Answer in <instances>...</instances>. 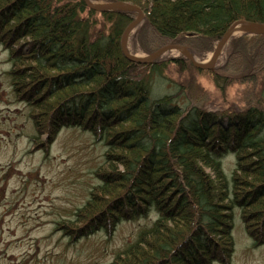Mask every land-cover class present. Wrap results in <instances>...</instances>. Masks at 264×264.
<instances>
[{
	"label": "trees",
	"instance_id": "1",
	"mask_svg": "<svg viewBox=\"0 0 264 264\" xmlns=\"http://www.w3.org/2000/svg\"><path fill=\"white\" fill-rule=\"evenodd\" d=\"M106 1L145 11L138 41L146 53L178 43L205 54L233 22L264 23V0ZM135 16L98 13L83 0H0L5 74L35 130L31 141L49 152L61 130L74 127L104 145L97 184L59 226L78 239L154 212L112 264H231L235 213L254 244H264V76L256 73L264 71V35L234 39L216 72L183 56L136 64L120 45ZM170 64L187 71V79L210 74L220 91L236 77L248 79L259 87L252 90L256 103L240 111L208 109L198 104L206 93L195 78L178 84L166 77ZM246 71L253 72L238 76ZM157 79L177 91L154 97Z\"/></svg>",
	"mask_w": 264,
	"mask_h": 264
},
{
	"label": "rangeland",
	"instance_id": "2",
	"mask_svg": "<svg viewBox=\"0 0 264 264\" xmlns=\"http://www.w3.org/2000/svg\"><path fill=\"white\" fill-rule=\"evenodd\" d=\"M132 44L143 56L137 34ZM230 51L231 45L222 52L218 69L227 64ZM211 54H199V58L206 61ZM179 55L180 52L172 51L164 59ZM7 57L8 52L0 44V264H112L116 254L152 222L155 213L121 221L111 233L101 228L78 239L64 235L66 229L59 223L73 219L74 212L89 198L91 186L97 184L94 171L103 161L104 145L80 128L66 127L52 140L49 152L36 147L31 141L35 130L26 107L10 93L5 74L9 67ZM258 70L256 73L263 77L264 71ZM250 72L253 71L237 75L248 76ZM188 74L170 64L166 77L179 84ZM161 80L154 81V97L177 91ZM191 80L200 85V93H206L205 102L198 104L208 109L240 111L256 103L252 90L259 87L248 79L236 77L221 91L208 73L194 72L186 83ZM233 161L228 154L227 172L232 171ZM76 230L78 227L72 233ZM233 236L235 252L231 264H264V244H254L239 213H235Z\"/></svg>",
	"mask_w": 264,
	"mask_h": 264
},
{
	"label": "water",
	"instance_id": "3",
	"mask_svg": "<svg viewBox=\"0 0 264 264\" xmlns=\"http://www.w3.org/2000/svg\"><path fill=\"white\" fill-rule=\"evenodd\" d=\"M84 3L92 10L100 11V12H135L137 13V17L134 21H132L127 28L125 29L122 38H121V49L124 56L133 61L135 63H156L161 60L167 53L171 51H178L182 55H184L195 67L199 69H208L214 70L216 68V62L219 58L223 48L229 42H231L233 36L236 33L240 32L243 34H252V35H264V23L248 21V20H237L231 24L226 33L223 35L222 39L219 41L211 59L208 62H203L196 60L193 57V53L195 52L183 45L179 44H170L164 46L157 51L143 56H137L129 52L127 42L129 35L136 28L139 30L146 20V15L144 11L137 5L128 2L116 1V2H105L100 0H83Z\"/></svg>",
	"mask_w": 264,
	"mask_h": 264
},
{
	"label": "bare ground",
	"instance_id": "4",
	"mask_svg": "<svg viewBox=\"0 0 264 264\" xmlns=\"http://www.w3.org/2000/svg\"><path fill=\"white\" fill-rule=\"evenodd\" d=\"M136 32H137V28L132 32V34H130V37H129V40H128V50H129L130 53L139 56L141 54H139L138 52H136V49L134 48V44H132V39L134 38V35L136 34ZM240 34H241L240 32L236 33V35H240ZM229 44H230V42L226 44V46L223 49V52H224V50L227 49V47L229 46ZM193 57L196 60H200V58L198 57V55H196L194 53H193Z\"/></svg>",
	"mask_w": 264,
	"mask_h": 264
}]
</instances>
